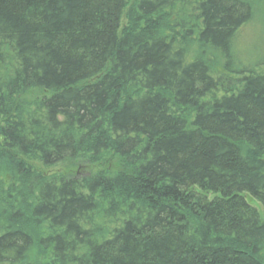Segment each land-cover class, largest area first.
Returning a JSON list of instances; mask_svg holds the SVG:
<instances>
[{"label":"trees","instance_id":"obj_1","mask_svg":"<svg viewBox=\"0 0 264 264\" xmlns=\"http://www.w3.org/2000/svg\"><path fill=\"white\" fill-rule=\"evenodd\" d=\"M256 2L0 0V264H264Z\"/></svg>","mask_w":264,"mask_h":264},{"label":"rangeland","instance_id":"obj_2","mask_svg":"<svg viewBox=\"0 0 264 264\" xmlns=\"http://www.w3.org/2000/svg\"><path fill=\"white\" fill-rule=\"evenodd\" d=\"M252 19L237 33L232 49L231 67L235 69H252L254 72L264 71V2H256L252 6ZM232 69V68H231ZM58 168L48 169L47 173H56ZM248 203L261 212L260 205L253 199Z\"/></svg>","mask_w":264,"mask_h":264}]
</instances>
